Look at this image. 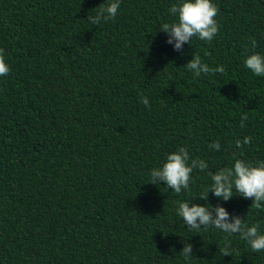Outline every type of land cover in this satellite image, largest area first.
<instances>
[{
  "label": "trees",
  "instance_id": "1",
  "mask_svg": "<svg viewBox=\"0 0 264 264\" xmlns=\"http://www.w3.org/2000/svg\"><path fill=\"white\" fill-rule=\"evenodd\" d=\"M108 2L0 0V264H264L239 233L196 232L176 212L219 203L264 233L252 199L199 198L234 156L264 161V76L244 66L251 39L264 55V0H213L217 35L180 51L162 31L178 0H120L114 20L93 24ZM194 55L225 72L195 77ZM181 146L208 169L176 194L150 171Z\"/></svg>",
  "mask_w": 264,
  "mask_h": 264
},
{
  "label": "clouds",
  "instance_id": "2",
  "mask_svg": "<svg viewBox=\"0 0 264 264\" xmlns=\"http://www.w3.org/2000/svg\"><path fill=\"white\" fill-rule=\"evenodd\" d=\"M95 16H88V19L95 25L109 19L114 20L120 8V0H109L107 4L101 3L97 7ZM170 14L176 17L171 23L162 25V31L168 34L167 43L174 46V50H182L185 43H190L193 37L201 41L211 42L219 31V25L215 17L219 9L213 0H178L170 9ZM252 53L247 55L244 66L256 76H264V55L254 51L257 41L251 39ZM195 77L202 73L223 74V66L210 68L203 63L199 55H194L186 65ZM10 72V66L6 63L4 50L0 49V76H6ZM141 102L151 107L149 99L139 93ZM248 115L244 113L241 117V127L245 126ZM251 142V137H245L243 141L237 139L236 146L242 148L244 144ZM213 150H219L221 145L213 141L210 145ZM190 161V163H189ZM201 171L208 169V164L200 159H192L187 148L181 146L176 151L167 154L162 166L154 167L150 171V181L153 184L163 183L176 194L182 190H189L194 169ZM212 184L210 188L199 197L208 200L211 191L217 198L228 201L234 193L244 198L252 199V207L264 209V161H246L234 156L232 167H222L215 172L210 171ZM177 214L183 219L190 230L199 232L202 227L214 226L227 234L239 233L241 239L246 240L254 252L264 251V233L259 231V225L249 226L240 216H230L227 209L217 204L214 210L207 205L179 201L176 209ZM227 239V238H226ZM193 245L186 243L180 253L187 260L192 256ZM223 256L232 254L230 247L226 244L221 249Z\"/></svg>",
  "mask_w": 264,
  "mask_h": 264
}]
</instances>
